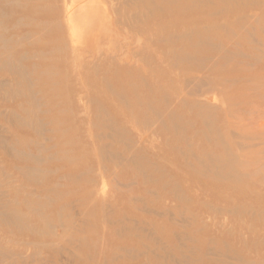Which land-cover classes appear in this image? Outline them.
I'll use <instances>...</instances> for the list:
<instances>
[{
	"label": "rangeland",
	"instance_id": "obj_1",
	"mask_svg": "<svg viewBox=\"0 0 264 264\" xmlns=\"http://www.w3.org/2000/svg\"><path fill=\"white\" fill-rule=\"evenodd\" d=\"M16 1L0 0V264H264V0H93L99 34L75 42L87 67L21 84L3 60L62 62L43 23L63 1ZM111 50L107 75L93 56ZM57 116L75 118L58 130L75 139L66 156L51 149ZM71 157L81 169L57 170Z\"/></svg>",
	"mask_w": 264,
	"mask_h": 264
},
{
	"label": "bare ground",
	"instance_id": "obj_2",
	"mask_svg": "<svg viewBox=\"0 0 264 264\" xmlns=\"http://www.w3.org/2000/svg\"><path fill=\"white\" fill-rule=\"evenodd\" d=\"M16 1V0H15ZM63 1V10L61 9L60 6H57L56 8H54V10L51 12V15L47 14L48 15V20L46 22L43 23L44 25V29H51V28H55L56 30H59L58 32H56V34L54 35L52 41L48 42L47 43V46L50 47V51H51V55H52V52L55 53L53 54L54 55V58L57 59V55H60L61 56V59H62V62H49V63H44L43 64V61L45 60V58L48 57V54H46V52H41L39 55H35V56H32V54L28 55V53L26 52H18V55H17V59H14V60H10L8 59L7 60V57L3 60V68H5L6 72H10L12 73V75L16 74L15 73V67L16 66H19L21 68V75H19L20 79L17 78V83L18 84H21V82H24V81H27V76L28 74L29 75H32L33 77H37L39 75H43L45 73L47 74H50L52 73V70L51 69H55L57 68L59 65L60 66H63L65 69H72L75 73L77 74H80L82 72V70L87 67V65L89 63L86 62L85 59H83V55L81 54H78V50L75 46V42H76V39L77 37H84V39H88L90 36L91 37H96L98 36L99 34V28L100 27V21L98 20L99 16L98 14L96 13V10L94 9L95 6H94V3L92 2L93 0H62ZM100 2H103L104 0H99ZM130 1V0H129ZM18 3V1H16ZM6 3V1H3V4ZM10 3V2H9ZM8 3V4H9ZM16 3V4H17ZM20 3V2H19ZM104 3H106L104 1ZM107 4V3H106ZM116 4V2L114 3V5ZM108 5V4H107ZM120 5V4H119ZM138 7V6H137ZM5 8H7V6H5ZM5 8L3 9V11H5ZM47 8V7H46ZM115 9V7H113ZM119 8V7H118ZM113 9V10H114ZM8 11L12 12V10L10 8L7 9ZM117 10V8H116ZM23 14H28V16L30 17H36L39 15L40 13V9H39V6H36V7H32V8H29L28 10H24L21 11ZM119 12V10H118ZM117 13V12H116ZM126 13V12H125ZM19 14L20 16H23ZM137 14V13H136ZM135 14V15H136ZM144 14V13H143ZM133 16V14L131 15ZM137 16V15H136ZM14 18L16 19L15 20V24H14V27L17 28V27H21V18L18 16V15H14ZM133 18V17H132ZM137 18V17H136ZM138 19V18H137ZM5 20V15L4 14H0V22H3ZM117 22V21H116ZM134 22V21H133ZM118 23V22H117ZM99 24V25H98ZM24 25V24H23ZM115 25H117L115 23ZM118 25H121V24H118ZM12 27V28H14ZM93 28L95 30H93ZM226 28V27H225ZM245 29V28H244ZM7 31V30H5ZM98 33H96V32ZM7 33V32H6ZM31 34V33H30ZM173 35V34H172ZM188 35V34H187ZM29 35H23L22 37H20L21 40H26L28 39ZM177 36V35H175ZM13 37V35H12ZM178 37V36H177ZM183 37V36H182ZM171 38V37H170ZM200 38V37H199ZM34 39V37H33ZM99 39V38H98ZM178 39V38H177ZM20 40V42H21ZM255 40V39H254ZM13 39H9V41L7 42V40L3 39V42H4V47H3V57H5V50H6V43H9V42H12ZM17 42V41H16ZM19 42V41H18ZM17 42V43H18ZM172 42V41H171ZM255 42V41H254ZM258 42V41H257ZM256 43V42H255ZM70 44V45H69ZM260 44V43H258ZM261 45V44H260ZM98 46V45H97ZM10 48V47H9ZM99 48V47H98ZM102 50V48H101ZM103 51V50H102ZM220 51V50H219ZM99 52V51H98ZM101 52V51H100ZM10 54V53H9ZM50 55V54H49ZM52 55V56H53ZM56 55V57H55ZM240 55V54H239ZM52 56L50 57L51 59H54L52 58ZM188 56V55H187ZM38 57H40V59L42 60L41 63H35V59H37ZM93 59L94 61H96V63L99 65L100 64V67H102V69H105V73L108 75L110 73H114L116 71L119 72L120 68L118 66V61H119V56L117 53H115V51L111 50V51H107L105 52L104 54L103 53H97L93 56ZM188 59L189 56H188ZM195 59V58H194ZM207 59V58H206ZM212 59V58H211ZM27 60H30L31 63H29L28 65H25V61ZM184 60V58L182 59ZM73 61V63H72ZM103 62H106V64H104ZM67 67V68H66ZM18 69V68H17ZM13 71V72H11ZM5 80H3V91L6 89V84H7V80H6V83H5ZM30 80V79H29ZM2 81V80H1ZM39 81V80H38ZM2 83V82H1ZM193 83V81H192ZM203 82H201L202 84ZM29 85V84H28ZM32 85V84H31ZM34 85V84H33ZM205 85V84H204ZM20 86V85H19ZM30 86V85H29ZM28 86V88H29ZM42 86V85H41ZM40 83H39V86H38V89H40ZM200 86V85H199ZM12 88V86H11ZM110 88V87H109ZM187 88V87H186ZM7 90V89H6ZM12 90V89H11ZM200 90V89H199ZM38 91V90H37ZM43 91V89L41 90ZM197 91V90H196ZM5 92V91H4ZM18 92H20V90H18ZM17 92V93H18ZM33 92V90H32ZM31 92V93H32ZM6 94H8V92L6 91L5 92ZM19 94V93H18ZM37 94V93H36ZM35 94V95H36ZM34 95V96H35ZM32 96V95H31ZM7 97V96H6ZM7 99V98H6ZM5 100V99H4ZM8 100V99H7ZM7 100L4 101L3 105L4 104H7ZM13 100V99H12ZM39 100V99H37ZM37 100H34L33 99V102L34 101H37ZM88 102V101H87ZM37 103V102H36ZM24 104H22V102L20 104H17V107H23ZM34 105V104H33ZM38 106V104H37ZM207 107V106H206ZM39 108V107H37ZM12 111V110H11ZM25 111V110H23ZM32 112V111H31ZM46 112V111H45ZM26 113V112H25ZM52 113V112H51ZM53 116H56L54 113H52ZM59 115V114H58ZM156 115V114H155ZM58 118H50L48 120V123L50 124V131L52 133V136L50 137V140L53 142V151L54 150H57V153L59 154L58 156H66V155H69V152L66 151V146L68 144H73L74 142V137L72 135L69 134V136H64L63 134H59L58 130L61 129L60 125L62 126H66V127H70L69 129H67V131L69 132V130L73 129L74 127H72V125H74L75 122H72L73 119L75 118H69V120L67 119V121L64 119V118H61L59 116H57ZM159 117V116H158ZM47 119H43V121H45ZM10 122V121H9ZM160 122H161V119H160ZM262 122V121H261ZM30 124V123H29ZM39 124V122H38ZM41 124V123H40ZM39 124V126H40ZM45 125V124H44ZM111 125V124H110ZM43 126V125H42ZM65 127V128H66ZM107 127V126H106ZM41 128V126H40ZM44 129V128H43ZM62 130V129H61ZM37 132V131H36ZM67 133V132H66ZM110 136V135H109ZM7 140V139H6ZM32 140V139H31ZM47 140V139H46ZM32 143L35 151H37L39 148H38V145L39 144H35L34 142H29V144ZM43 145V144H42ZM9 147V151L10 152V148L11 146H8ZM101 149V148H100ZM50 148L47 149H43L42 151H39L42 152V153H47V155H53L51 158H54L55 155V152H50L49 151ZM24 153V152H22ZM21 153V154H22ZM110 153V152H109ZM31 154V153H30ZM25 156V154H23ZM113 155V154H112ZM227 155V154H226ZM29 156V155H28ZM43 160V159H42ZM38 161V160H36ZM41 161V159H40ZM65 164H59V165H55V167L57 168V170H63L65 171L66 169H69L70 168H73L74 170H78V169H81V165H80V160H78V158H73L71 157V159H69L67 162H64ZM69 167V168H68ZM55 168V169H56ZM105 168V167H104ZM103 168V169H104ZM53 168V170H55ZM21 170H24L25 171V174L26 172H29V174H38L40 172V168H22ZM87 171V170H86ZM104 171V170H103ZM49 172V171H48ZM93 172V170L90 168L88 170V173H91ZM86 174V173H85ZM101 176V174H100ZM83 183L87 184V191L85 192V196L86 198L88 199H91V198H94L96 195H95V192L92 188V185L94 183L95 185V182H96V179L92 178V177H87V178H84L83 179ZM41 182V181H40ZM55 182V181H54ZM50 184L52 183H49V181H47L42 187H43V191L40 190V188L37 190V191H42L45 195H53L56 193V187L54 186V184L51 186ZM58 185V184H56ZM36 185L33 184V187H35ZM56 188V189H55ZM33 195V194H31ZM91 197V198H90ZM45 198V197H44ZM47 198V197H46ZM48 199V198H47ZM95 200V199H94ZM50 201V200H49ZM97 202V201H96ZM3 208V203H0V209ZM12 210V209H11ZM9 209V207L7 205L4 206V214H3V217L5 218L6 222H12L13 224L15 225H18L20 227H23L24 228V223H27L28 221L24 222V218L26 219L27 216H23V215H18L16 214V212L14 211H11ZM39 210V209H38ZM59 215V214H58ZM61 215H59L60 217ZM61 219V218H60ZM17 221L19 223H17ZM8 224V223H7ZM52 226V225H51ZM49 226V227H51ZM62 226V225H60ZM53 227V226H52ZM28 228V227H27ZM73 228H74V225H73ZM54 229V227H53ZM36 231V230H35ZM37 232V231H36ZM44 232V231H43ZM39 234V233H38ZM30 244V243H29ZM52 244V243H51ZM40 245V244H39ZM43 245V244H42ZM47 245V244H45ZM60 246V245H59ZM61 247V246H60ZM59 247V248H60Z\"/></svg>",
	"mask_w": 264,
	"mask_h": 264
}]
</instances>
